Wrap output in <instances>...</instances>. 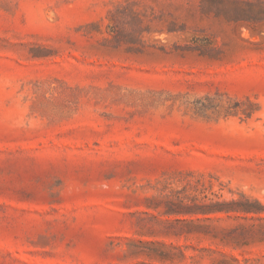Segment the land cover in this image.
Instances as JSON below:
<instances>
[{
  "label": "rangeland",
  "instance_id": "obj_1",
  "mask_svg": "<svg viewBox=\"0 0 264 264\" xmlns=\"http://www.w3.org/2000/svg\"><path fill=\"white\" fill-rule=\"evenodd\" d=\"M0 264H264V28L0 0Z\"/></svg>",
  "mask_w": 264,
  "mask_h": 264
},
{
  "label": "trees",
  "instance_id": "obj_2",
  "mask_svg": "<svg viewBox=\"0 0 264 264\" xmlns=\"http://www.w3.org/2000/svg\"><path fill=\"white\" fill-rule=\"evenodd\" d=\"M201 12L223 19L228 24L238 25L250 30L264 28V0H200ZM237 202L219 203L217 205H237ZM216 205L205 206V213H215L228 210L215 208ZM243 211L253 210L249 206Z\"/></svg>",
  "mask_w": 264,
  "mask_h": 264
}]
</instances>
